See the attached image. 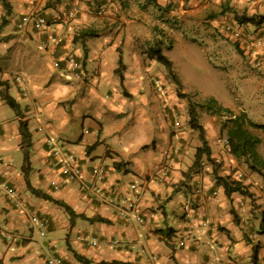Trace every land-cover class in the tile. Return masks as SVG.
<instances>
[{
	"label": "crops",
	"instance_id": "1",
	"mask_svg": "<svg viewBox=\"0 0 264 264\" xmlns=\"http://www.w3.org/2000/svg\"><path fill=\"white\" fill-rule=\"evenodd\" d=\"M144 1L111 0L103 14L96 15L81 0H8L11 14H2L7 23L0 28V80L7 82L8 95L23 109L31 135L27 182L74 214L101 217L109 224L80 216L70 219L62 207L32 194L21 168L18 118L0 97V183L13 186L21 206L46 221L40 236L42 229L31 225L0 187V264H46L54 254L69 264H84L73 253L88 264H252L254 250L256 264H264V181L248 175L247 194L227 197L213 176L218 166L223 171L219 175L233 173L238 161L217 142L216 131L205 126L210 160L203 157L205 165L184 179L200 143L192 129H174L169 123L171 84L164 96L154 91L151 82L165 78L164 68L147 57L142 45H156L167 57L163 48L168 20L220 25L232 21L233 14L264 15V0H152L157 7ZM73 3L79 13L67 20L65 13ZM30 11L50 21L45 32L16 29L19 17ZM87 27L97 36L74 40L78 30ZM153 30H160L165 39L153 37L151 42ZM50 36L60 39L53 56ZM68 56L79 62L81 79L64 67L62 60ZM119 60L121 79L114 72ZM20 74L26 97L14 81ZM2 90L0 86V94ZM72 116L81 118L82 130L78 138H64L61 130ZM47 137L83 159L84 181L90 182L88 167L96 164L106 168L104 180L88 190L79 181H61L50 163ZM99 147L103 149L98 155ZM219 161L223 166L212 164ZM115 162L122 163V170L112 167ZM51 181L60 182L57 189ZM195 187L202 194L194 195ZM129 203L133 209L122 217L119 210ZM157 230H166L170 237ZM89 238L97 240L96 247L86 243Z\"/></svg>",
	"mask_w": 264,
	"mask_h": 264
},
{
	"label": "rangeland",
	"instance_id": "2",
	"mask_svg": "<svg viewBox=\"0 0 264 264\" xmlns=\"http://www.w3.org/2000/svg\"><path fill=\"white\" fill-rule=\"evenodd\" d=\"M146 1L154 5V1L145 0L144 2ZM5 13L0 5V28L7 23L4 19ZM167 23L169 30L166 32V39L165 37L162 38L160 30H153L155 34L153 31L151 32L150 41H154L153 37L156 40L165 39L164 54L170 59L172 71L180 83L179 86L173 83L164 66L162 67L166 81L154 77L151 82L154 91L155 82H160L162 91L157 93L162 96L167 94L168 86L171 84L169 91L172 99H168L167 105L165 103L166 107H169L166 108L169 123H172V115H174L179 119V128L182 131L191 129L187 122L188 107L194 106L198 123L203 128L205 126L209 130L214 129L216 137H223L224 132H221L220 129L225 122V116L208 114L196 106L201 100L212 97L218 104L229 108L235 114L244 112L247 119L252 123L264 125V68L256 67L253 61H249L236 49L234 43L223 31L221 24L216 25L212 21L208 23L202 21L198 25L191 26L172 20H168ZM142 45L147 47V51L150 49L145 42ZM20 76L22 75L20 74ZM178 101L182 102V107L176 106L175 103ZM80 122L81 118L72 116L64 130H61V136L70 139L78 138L82 130ZM249 129L260 139L257 151L264 158V129L254 127ZM194 132L195 140L200 143L197 131ZM206 132L204 129L205 139L208 136ZM102 149L103 147H99L95 154L99 155ZM212 164L223 166L221 161ZM219 167H216V175L223 172ZM196 169L187 170L184 179L191 177L190 175ZM237 170L247 178L248 175L256 176L241 162H238L235 168L231 169V172Z\"/></svg>",
	"mask_w": 264,
	"mask_h": 264
},
{
	"label": "trees",
	"instance_id": "3",
	"mask_svg": "<svg viewBox=\"0 0 264 264\" xmlns=\"http://www.w3.org/2000/svg\"><path fill=\"white\" fill-rule=\"evenodd\" d=\"M0 5L6 12L5 16H9L11 14V6L8 0H0ZM154 6L157 7L155 3ZM223 12L224 10L222 9L219 12V14H222ZM233 15H234V21L237 24L243 26L244 28H247L248 25L254 28L260 27V25L264 21V15H253L251 17H247L244 14H240V15L233 14ZM96 33L97 31L93 28L90 27L83 28L78 30V32L74 35V40L80 39L81 41H83L86 38H94L97 36ZM235 47L237 49V45H235ZM238 51L240 52V50ZM147 57L164 66V68L167 70L168 77L173 81V83L176 84V86L180 85L179 81L176 78V75L172 71L171 61L161 53V49L159 47H157L156 45L151 47L147 51ZM122 68L123 65L119 60L118 67L115 69L114 72L119 75L120 79H121L120 71ZM0 86L3 89L0 94L1 99L14 112L15 116L18 118V134L20 137V148L23 153V161L21 168L24 174V178L26 180L27 188L35 196L62 207L63 210L68 214L70 219H72L73 217L80 216L81 218L88 220L90 222L109 224V221L107 219L101 217H92L88 219L84 217L82 214L76 215L69 206L63 204L62 202L56 201L51 197L41 193L40 191H36L32 189L29 186L27 182V175L30 168L29 149L31 147V135L28 130L27 121L24 120L23 109L21 108V106L15 101V99H13L10 95H8L7 82L0 80ZM196 106L200 110H203L208 114L225 116V122H223V124L221 125L220 131L224 132V136L226 138L230 154L238 162L243 163L248 170L258 175L264 181V158L257 151V146L260 143V139L256 135H254L249 129L250 127L264 129V125H256L252 123L250 120L247 119L244 112H239L235 114L229 108L223 107L220 104H218L217 101L212 97H208L201 100L199 103L196 104ZM173 120L174 118H172V121ZM187 122L192 130L197 131L198 138L200 141V146L195 149L193 162L188 169L191 171V169L198 168L199 162L203 157L210 160V150L208 148L207 141L205 139L204 128L197 121L194 106L188 107ZM112 167L115 170L120 171L122 170V163L115 162L112 164ZM124 172L127 171L124 170ZM213 178L215 180V183L223 188V192L227 197H229L233 193H239L244 195L247 194L245 191L244 184H242L239 181H236L230 175L222 176V175L214 174ZM156 233H164L165 236L170 237L169 232H167L166 230H157ZM73 256L78 262L88 264L87 260L77 255L76 253H73ZM256 261H257V254L256 251L254 250L251 255V262L252 264H256Z\"/></svg>",
	"mask_w": 264,
	"mask_h": 264
},
{
	"label": "built area",
	"instance_id": "4",
	"mask_svg": "<svg viewBox=\"0 0 264 264\" xmlns=\"http://www.w3.org/2000/svg\"><path fill=\"white\" fill-rule=\"evenodd\" d=\"M91 1V0H86ZM109 2V0H97V4H95V10L98 15L102 14L105 11L106 4ZM78 13V7L76 4H73L70 9L66 13V19H73ZM48 25V21L41 15L36 14L34 12H27L23 14L18 23H17V29L20 31H26L27 29L31 28L38 32H44L46 27ZM223 31L227 35V37L237 45L241 53L249 59V61H253L254 65L256 67H260L264 64V27L258 28V29H246L243 26L237 24V23H231V22H223ZM50 44V53H53L54 48L59 44L60 39L57 36H50L49 39ZM65 62V66L68 70L74 73L76 78H79L82 74L81 67L79 63L71 56H68L67 58L63 59ZM57 65V63H55ZM18 83L21 84L22 80L18 76L15 78ZM161 84L159 81L155 82V90L157 92H161ZM22 91L24 88L21 89ZM23 95H25V92L23 91ZM173 126L175 129L179 127V120L177 117H174L173 120ZM218 143L222 144L226 151L229 152V147L226 141V138H218ZM46 145L48 148V153L51 157V165L55 168L57 171L59 177L62 180H77L81 183L82 188H88L89 185H96V183L102 182V180L105 178L106 170L104 166L97 164L90 166L89 171V180L90 182H86L83 179V170L85 167V164L82 159H79L76 157V155L68 150H66L63 145H61L59 142L53 141L51 138L46 139ZM234 179L237 181H248L244 177V174L241 172H236L234 175ZM51 186L53 188H57V183L55 181H52ZM93 186V187H94ZM2 191L4 194L8 197V199L11 200L16 206H19L18 202V196L15 191V189L11 186H9L7 183H3L1 185ZM130 190H135L136 186L135 184H131L129 186ZM202 193L201 188H196L194 190V194L199 195ZM133 204L129 203L128 208H132ZM28 213L29 220L34 223L38 224L39 226H44V224L39 221L37 216L34 213ZM121 215H124V211H120ZM137 220L140 221V218L137 217ZM42 234V233H41ZM87 243L95 247L97 245V242L95 239H89L86 240ZM182 242H179L178 245H182ZM47 264H67L63 261V259L59 256L53 255L50 258L47 259Z\"/></svg>",
	"mask_w": 264,
	"mask_h": 264
},
{
	"label": "clouds",
	"instance_id": "5",
	"mask_svg": "<svg viewBox=\"0 0 264 264\" xmlns=\"http://www.w3.org/2000/svg\"><path fill=\"white\" fill-rule=\"evenodd\" d=\"M32 1H35V0H32ZM81 1H85L86 3H88L89 4V6L93 9V11L96 13V15H98L97 14V12H96V10H95V4H97V0H91V1H86V0H81ZM110 3V0H109V2L106 4V6L108 5ZM73 4H76L77 5V7H78V4L77 3H73ZM73 4H71V6L73 5ZM70 6V7H71ZM70 9V8H69ZM68 9V10H69ZM106 9V8H105ZM67 10V11H68ZM67 11H66V13H67ZM35 13V12H34ZM66 13H65V16H66ZM78 13H79V7H78ZM77 13V14H78ZM37 14V13H36ZM103 14V13H102ZM23 15V14H22ZM21 15V16H22ZM40 15V14H39ZM101 15V14H100ZM20 16V17H21ZM42 16V15H41ZM77 16V15H76ZM75 16V17H76ZM20 17H19V19H20ZM44 17V16H43ZM74 17V18H75ZM45 18V17H44ZM73 18V19H74ZM19 19H18V21H19ZM46 19V18H45ZM65 19H66V17H65ZM47 20V19H46ZM67 20H72V19H67ZM18 21L16 22V25H17V23H18ZM48 21V25L50 24V21L49 20H47ZM225 22V21H224ZM226 22H231V23H236L235 21H234V19L232 20V21H226ZM223 23V22H222ZM222 23H221V25H222ZM263 24V23H262ZM260 25V27H257V28H253V29H258V28H263L264 26L263 25ZM47 25V26H48ZM47 28V27H46ZM16 29H17V26H16ZM29 29H31V28H29ZM246 29H248V28H246ZM18 30V29H17ZM28 30V29H27ZM26 30V31H27ZM34 30V29H33ZM46 30V29H45ZM249 30H251V29H249ZM18 31H20V30H18ZM34 31H36V30H34ZM36 32H38V31H36ZM45 32V31H44ZM43 33V32H42ZM48 44H49V41H48ZM234 45H236L235 43H234ZM55 49V48H54ZM237 49L239 50V48L237 47ZM49 54L51 55V56H53L54 55V50H53V53L51 54L50 53V47H49ZM241 52V51H240ZM242 54V53H241ZM243 55V54H242ZM244 56V55H243ZM71 57H73V56H71ZM74 58V57H73ZM263 58H264V56H263ZM75 59V58H74ZM76 60V59H75ZM77 61V60H76ZM59 61H57V60H54L53 61V66L54 67H58L59 65V63H58ZM62 62L64 63V65H65V62L62 60ZM78 62V61H77ZM55 63H57V65H55ZM79 63V62H78ZM80 65V64H79ZM65 68H66V66H64ZM81 67V66H80ZM260 67H263L264 68V64L262 65V66H260ZM67 69V68H66ZM70 71V70H69ZM71 72V71H70ZM72 73V75H74V73L73 72H71ZM19 75H16L15 77H14V81L19 85V88H20V90H19V93H20V95L22 96V97H26V95H27V91H26V89H25V87H23V81L21 82V84L20 83H18L17 81H16V77H18ZM75 76V75H74ZM20 78H21V80H22V77L21 76H19ZM76 78V77H75ZM77 79H81V76L79 77V78H77ZM155 86V85H154ZM22 88H24V92H25V95H23V91L21 90ZM156 91V90H155ZM157 92V91H156ZM175 116L174 115H172V118H174ZM178 119V118H177ZM179 120V119H178ZM171 126L174 128V126H173V121H172V123H171ZM179 127H180V124H179ZM178 127V128H179ZM177 128V129H178ZM175 129V128H174ZM48 138V137H47ZM46 138V139H47ZM218 138H225V136H223V137H217V139L216 140H218ZM53 141H56V142H59L61 145H63V147L65 148V146H64V144L63 143H61V141H58V140H53ZM46 142V141H45ZM218 142V141H217ZM220 144V143H219ZM222 145V144H221ZM45 146H46V149H47V152H48V148H47V145H46V143H45ZM223 146V145H222ZM223 148L225 149V151H226V148L223 146ZM66 149V148H65ZM66 150H68V149H66ZM69 151V150H68ZM71 152V151H70ZM73 153V152H72ZM226 153H228V154H230V152H227L226 151ZM75 154V153H74ZM231 155V154H230ZM48 156H49V158L51 159V157H50V155H49V153H48ZM232 156V155H231ZM77 157V156H76ZM80 159V158H79ZM83 160V159H82ZM84 162V161H83ZM84 164H85V162H84ZM97 165V164H96ZM100 165H102V164H100ZM205 165V163H204V161H200L199 162V165H198V168H201V167H203ZM52 166V165H51ZM85 166H86V164H85ZM91 166H93V165H91ZM103 166V165H102ZM90 167V166H89ZM89 167H88V169H89ZM54 168V167H53ZM105 168V167H104ZM197 168V169H198ZM55 169V168H54ZM105 170H106V168H105ZM56 171V170H55ZM57 172V171H56ZM236 172H240L239 170H237V171H234L233 173H230V174H228V175H230L233 179H234V175H235V173ZM58 174V173H57ZM59 176V175H58ZM224 176H226V175H224ZM60 178V177H59ZM246 179H248L247 177H245ZM60 180L61 181H64V180H62L61 178H60ZM104 180V179H103ZM102 180V181H103ZM236 180V179H235ZM69 181H77V180H69ZM237 181V180H236ZM52 182V181H51ZM50 182V183H51ZM56 183H57V188H58V186H59V184H60V182H58V181H55ZM239 182H241L242 184H245V182H247V181H239ZM3 183H7V182H2V183H0V187H1V185L3 184ZM101 183V182H100ZM9 186H11L9 183H7ZM97 184V183H96ZM50 186H51V184H50ZM94 185H89V187L88 188H92ZM96 186V185H95ZM94 186V187H95ZM11 187H13V186H11ZM52 187V186H51ZM82 187V186H81ZM14 188V187H13ZM53 188V187H52ZM57 188H54V189H57ZM88 188L86 189V188H84V190H88ZM196 188H198V187H195L194 189H193V193H194V190L196 189ZM200 188V187H199ZM15 189V188H14ZM83 189V188H82ZM93 189V188H92ZM1 190H2V188H1ZM15 191H16V189H15ZM3 192V191H2ZM4 193V192H3ZM215 193V192H214ZM202 194V193H201ZM5 195V194H4ZM194 195H196V194H194ZM200 195V194H199ZM6 196V195H5ZM18 196V195H17ZM198 196V195H197ZM7 197V196H6ZM7 199H8V197H7ZM10 202H11V200L10 199H8ZM18 202H19V206H16L13 202H11L12 204H13V206H15V208H20L21 210H24V214L26 215V217H27V219H28V221L31 223V225H36V226H38L39 228H41L42 229V231H40V236H42L43 234H44V228H45V220H43V219H41L40 217H38L37 216V214L36 213H34L36 216H37V218L39 219V221H41L43 224H44V226H39L38 224H34V223H32L30 220H29V217H28V213L27 212H30V213H33V212H31V211H29V210H27L26 208L24 209L22 206H21V203H20V200H19V197H18ZM133 209V207L132 208H128V205H127V208L126 209H121V210H119V213H120V211H124L125 212V214L124 215H121L122 217H128V212L129 211H131ZM139 217V216H138ZM140 218V217H139ZM137 220V219H136ZM137 221H139V220H137ZM42 233V234H41ZM89 239H95V238H89ZM89 239H86V240H89ZM96 240V239H95ZM96 242H97V240H96ZM180 242H182V241H180ZM86 243H87V241H86ZM179 243V242H178ZM183 243V242H182ZM88 244V243H87ZM89 245V244H88ZM183 245V244H182ZM90 246V245H89ZM97 246V245H96ZM95 246V247H96ZM181 246V245H180ZM90 247H92V246H90ZM92 248H94V247H92ZM54 255H56V254H54ZM53 256V255H52ZM56 256H59V255H56ZM60 257V256H59ZM50 258V257H49ZM62 258V257H61ZM48 259V258H47ZM47 259H46V261H47ZM63 259V258H62ZM63 261L65 262V263H67L64 259H63ZM46 264H47V262H46ZM67 264H69V263H67Z\"/></svg>",
	"mask_w": 264,
	"mask_h": 264
}]
</instances>
